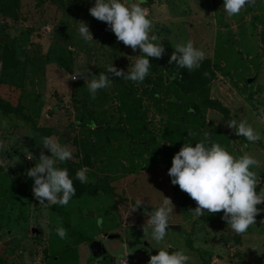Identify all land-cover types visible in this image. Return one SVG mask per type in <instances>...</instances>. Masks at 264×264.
Masks as SVG:
<instances>
[{
    "label": "rangeland",
    "instance_id": "374dc122",
    "mask_svg": "<svg viewBox=\"0 0 264 264\" xmlns=\"http://www.w3.org/2000/svg\"><path fill=\"white\" fill-rule=\"evenodd\" d=\"M222 3L143 0L164 54L149 57L150 72L140 84L109 74L111 87L92 98L83 77L72 79L74 71L86 67L98 75L109 63L127 71L139 48L117 41L105 22L89 14L93 0H0V183L14 185L9 198L0 188V264H103L105 258L90 254L94 239L103 241L114 264H147L160 247L184 250L188 264H264V212L237 234L221 219L223 210L196 217L195 201L167 174L184 142L211 139L236 157L255 156L253 170L261 179L256 191L264 186V119L257 111L264 107V0L231 18ZM80 22L92 41L80 38ZM188 39L217 66L209 96L229 109V119L208 108L199 92H183L169 81L165 64L175 44ZM81 117L87 125H77ZM232 119H247L261 139L248 143L237 136L227 126ZM49 135L73 152L57 166L79 169L88 156L86 183L110 191L70 202L67 218L50 203L39 204L26 175L41 151L50 155L38 145ZM164 197L173 204L169 226L180 229L168 226L157 244L143 227L146 212ZM137 200L144 212L131 210ZM58 223L66 229L63 239L53 231ZM117 233L127 246L108 237Z\"/></svg>",
    "mask_w": 264,
    "mask_h": 264
},
{
    "label": "clouds",
    "instance_id": "9594fccd",
    "mask_svg": "<svg viewBox=\"0 0 264 264\" xmlns=\"http://www.w3.org/2000/svg\"><path fill=\"white\" fill-rule=\"evenodd\" d=\"M252 3L254 0H223L222 8L226 16L231 18ZM88 12L97 20L105 22L106 30L114 33L117 41L130 46L133 51L139 48L140 55L134 57V62L128 66L127 71L109 63L98 75L91 74L86 67L84 71L76 70L72 79L83 77L92 98H95L98 90L111 87L109 74L123 76L124 80L136 84L143 82L150 72L149 57L160 58L165 52L162 40L152 32L153 21L143 7V0H93ZM78 33L84 41L93 40L86 23L80 22ZM173 48L168 63L174 62L176 71L169 73V80L180 75V69L191 72L200 68L207 56L205 50L195 46L191 39L177 42ZM257 111L258 118L264 119V107H259ZM227 126L248 143L261 139V133L247 119L229 120ZM194 135L192 131L187 132L189 137ZM38 145L47 149L50 155L41 151L35 165L26 170L27 177L33 180L32 194L39 204L67 205L76 192L73 180L82 184L88 181L87 165L70 176L66 167L57 166L59 162L73 158V152L67 144H61L49 135L42 137ZM28 157L33 159L32 153ZM258 164L257 158L248 152L236 157L211 139L195 141L194 146L192 141H187L173 155L167 174L173 185H178L195 201L196 207L192 212L196 217L223 210L221 219L226 221L233 232L243 234L249 226L255 224L257 214L264 212V209L257 207L264 203V186L260 187L259 192L256 191L261 179L253 168ZM141 204L142 201L137 200L131 210ZM172 213L173 204L169 198L164 197L159 206L146 212L149 218L143 227L144 234L147 233L150 240L160 244L167 234ZM97 223H100V218H97ZM53 231L61 239L66 236V229L59 223ZM189 260L190 256L182 249L169 252L165 247H160L157 254L150 256L147 264H188Z\"/></svg>",
    "mask_w": 264,
    "mask_h": 264
},
{
    "label": "trees",
    "instance_id": "16d2710c",
    "mask_svg": "<svg viewBox=\"0 0 264 264\" xmlns=\"http://www.w3.org/2000/svg\"><path fill=\"white\" fill-rule=\"evenodd\" d=\"M176 65L173 62L172 64H169L168 62L165 64L164 70L166 75L168 76L169 73L176 71L175 69ZM180 75H177L175 78L170 79L169 81H172L175 83V85L182 90L183 92L188 93H194L199 92L202 96L203 103L213 110L218 111L220 114H222L225 118H230V111L229 109L224 106L220 101H217L216 99H213L209 96L208 86L212 83L213 80L216 78V72H217V66L213 64L210 59L205 58L200 68L194 70V71H187L186 69H180ZM85 117L81 118L77 125L79 126H85L87 125V122H85ZM92 125V124H91ZM68 161V160H67ZM92 161L88 156L83 157V166L87 165V167L91 166ZM66 167L69 170V175L74 176L75 171L78 169L77 166H71V164H65ZM73 185L76 189L75 195L73 197H80L83 195H96L98 192V185L97 184H89V183H80L78 180H73ZM72 197V198H73ZM64 205L56 204L52 206L55 210H57L60 213V216L63 217ZM139 210L144 212L143 207H138Z\"/></svg>",
    "mask_w": 264,
    "mask_h": 264
},
{
    "label": "water",
    "instance_id": "95a60500",
    "mask_svg": "<svg viewBox=\"0 0 264 264\" xmlns=\"http://www.w3.org/2000/svg\"><path fill=\"white\" fill-rule=\"evenodd\" d=\"M205 129L209 130V126L207 125L205 127ZM170 228L173 230H179L180 226L179 225H170ZM108 237L110 239H114V238H120V235L119 234H110V235H108ZM89 250H90V253H91V256L93 259L108 258L110 261L114 260L113 256L108 253V250H107L105 244L100 240H93L89 244Z\"/></svg>",
    "mask_w": 264,
    "mask_h": 264
},
{
    "label": "crops",
    "instance_id": "0c3cea01",
    "mask_svg": "<svg viewBox=\"0 0 264 264\" xmlns=\"http://www.w3.org/2000/svg\"><path fill=\"white\" fill-rule=\"evenodd\" d=\"M114 78V77H113ZM121 78H123V76H121ZM112 80V79H111ZM82 118V117H81ZM80 118V119H81ZM79 119V120H80ZM102 127V126H101ZM97 128H98V126H97ZM16 185V184H15ZM97 185H99V184H97ZM0 188L3 190V191H6L7 192V198H9L10 197V194H12V191H13V188H14V185L12 184V183H0ZM106 187H103V186H98V192H97V194L96 195H83V196H80V197H73L70 201H69V203L70 202H72V201H82L81 199L83 198V197H88V196H90V197H96V196H98V194L100 193V191L102 190V191H107V192H110V191H108V189H105ZM69 203L67 204V205H69ZM54 205H56V204H51L50 203V206L52 207V206H54ZM67 205H64L63 206V209H64V213H65V216H66V206ZM53 208V207H52ZM54 209V208H53ZM57 211V210H56ZM66 218H67V216H66ZM169 228H170V226H169ZM180 229V228H179ZM173 230V229H172ZM34 231H36V229H34ZM176 231H179V230H176ZM118 234V233H117ZM120 235V234H119ZM120 241H121V243L123 244V246H127V244H125V241H124V239H122L121 238V235H120V238H118ZM94 240H98V239H94ZM93 241V240H92ZM100 241H102V240H100ZM103 242V241H102ZM91 243V242H90ZM89 243V244H90ZM129 244H130V242H129ZM146 244V243H145ZM147 245V244H146ZM88 247H89V245H88ZM107 248V247H106ZM108 250V249H107ZM90 251V250H89ZM127 252V250L125 251V253ZM108 253H109V251H108ZM91 254V253H90ZM144 254H147V253H144ZM93 259V258H92ZM103 264H105V263H103ZM126 264H128V263H126ZM139 264H142V263H139Z\"/></svg>",
    "mask_w": 264,
    "mask_h": 264
},
{
    "label": "flooded vegetation",
    "instance_id": "af4514ba",
    "mask_svg": "<svg viewBox=\"0 0 264 264\" xmlns=\"http://www.w3.org/2000/svg\"><path fill=\"white\" fill-rule=\"evenodd\" d=\"M104 263H105V264H106V263L114 264V260H113V261H110L108 258H105Z\"/></svg>",
    "mask_w": 264,
    "mask_h": 264
},
{
    "label": "built area",
    "instance_id": "2783aa9c",
    "mask_svg": "<svg viewBox=\"0 0 264 264\" xmlns=\"http://www.w3.org/2000/svg\"><path fill=\"white\" fill-rule=\"evenodd\" d=\"M122 264H126V262H123Z\"/></svg>",
    "mask_w": 264,
    "mask_h": 264
}]
</instances>
